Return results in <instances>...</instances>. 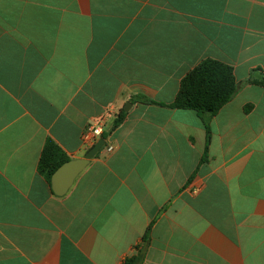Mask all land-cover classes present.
<instances>
[{
  "label": "crops",
  "instance_id": "1",
  "mask_svg": "<svg viewBox=\"0 0 264 264\" xmlns=\"http://www.w3.org/2000/svg\"><path fill=\"white\" fill-rule=\"evenodd\" d=\"M205 59L241 85L204 114L203 161V117L172 104ZM250 79H264V0H0V264H264ZM100 118L105 145L55 195L47 142L83 158Z\"/></svg>",
  "mask_w": 264,
  "mask_h": 264
},
{
  "label": "trees",
  "instance_id": "2",
  "mask_svg": "<svg viewBox=\"0 0 264 264\" xmlns=\"http://www.w3.org/2000/svg\"><path fill=\"white\" fill-rule=\"evenodd\" d=\"M249 82L264 86V79L260 82L250 79ZM240 85L231 65L214 59H205L182 79L172 107L193 110L202 117L204 114L213 116L235 97ZM125 114L122 111L118 115L113 128L123 121ZM203 122L206 128V149L203 157L205 161L211 142V129L204 117ZM67 161L68 158L60 148L49 140L42 154L40 169L50 184L55 171Z\"/></svg>",
  "mask_w": 264,
  "mask_h": 264
},
{
  "label": "water",
  "instance_id": "3",
  "mask_svg": "<svg viewBox=\"0 0 264 264\" xmlns=\"http://www.w3.org/2000/svg\"><path fill=\"white\" fill-rule=\"evenodd\" d=\"M130 103L125 108L128 110ZM105 145V140H98L85 154L83 158L70 160L61 165L53 174L51 180V187L55 195L64 196L73 186L76 178L89 165L99 150Z\"/></svg>",
  "mask_w": 264,
  "mask_h": 264
},
{
  "label": "built area",
  "instance_id": "4",
  "mask_svg": "<svg viewBox=\"0 0 264 264\" xmlns=\"http://www.w3.org/2000/svg\"><path fill=\"white\" fill-rule=\"evenodd\" d=\"M106 127V121L104 118H100L95 123L91 124L87 131L83 134V142L95 144L97 138L102 136Z\"/></svg>",
  "mask_w": 264,
  "mask_h": 264
}]
</instances>
